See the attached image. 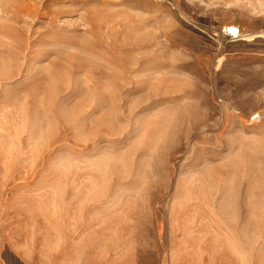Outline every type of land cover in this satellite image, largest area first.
Here are the masks:
<instances>
[{
	"label": "rangeland",
	"instance_id": "rangeland-1",
	"mask_svg": "<svg viewBox=\"0 0 264 264\" xmlns=\"http://www.w3.org/2000/svg\"><path fill=\"white\" fill-rule=\"evenodd\" d=\"M262 33L264 0H0V259L264 264Z\"/></svg>",
	"mask_w": 264,
	"mask_h": 264
},
{
	"label": "built area",
	"instance_id": "built-area-1",
	"mask_svg": "<svg viewBox=\"0 0 264 264\" xmlns=\"http://www.w3.org/2000/svg\"><path fill=\"white\" fill-rule=\"evenodd\" d=\"M222 35L227 40H235L241 37V31L239 26L230 24L222 28Z\"/></svg>",
	"mask_w": 264,
	"mask_h": 264
},
{
	"label": "bare ground",
	"instance_id": "bare-ground-1",
	"mask_svg": "<svg viewBox=\"0 0 264 264\" xmlns=\"http://www.w3.org/2000/svg\"><path fill=\"white\" fill-rule=\"evenodd\" d=\"M262 35H264V33H262ZM256 37H262V36H260V33H249L246 34L245 40L251 41L254 40Z\"/></svg>",
	"mask_w": 264,
	"mask_h": 264
},
{
	"label": "crops",
	"instance_id": "crops-1",
	"mask_svg": "<svg viewBox=\"0 0 264 264\" xmlns=\"http://www.w3.org/2000/svg\"><path fill=\"white\" fill-rule=\"evenodd\" d=\"M0 264H11V263H9V262H5V261H3L2 259H0ZM13 264V263H12Z\"/></svg>",
	"mask_w": 264,
	"mask_h": 264
}]
</instances>
